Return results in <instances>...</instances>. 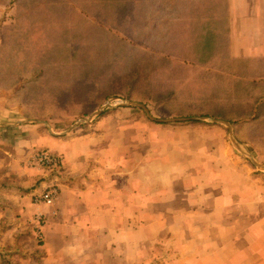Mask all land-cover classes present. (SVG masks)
I'll return each mask as SVG.
<instances>
[{
  "label": "crops",
  "instance_id": "0c3cea01",
  "mask_svg": "<svg viewBox=\"0 0 264 264\" xmlns=\"http://www.w3.org/2000/svg\"><path fill=\"white\" fill-rule=\"evenodd\" d=\"M186 1V12H213L200 16L213 30L180 15L170 35L185 29L229 43L243 69L232 73L264 92V0ZM25 127L0 129V163L25 171L17 158L47 150L63 168L41 171L59 188L53 206L18 200L17 213L47 218L38 264H264V172L237 156L222 130L154 122L130 108L68 136Z\"/></svg>",
  "mask_w": 264,
  "mask_h": 264
},
{
  "label": "rangeland",
  "instance_id": "374dc122",
  "mask_svg": "<svg viewBox=\"0 0 264 264\" xmlns=\"http://www.w3.org/2000/svg\"><path fill=\"white\" fill-rule=\"evenodd\" d=\"M184 2L0 0V123L39 121L12 129L32 127L53 135L49 126L63 134L108 100H129L144 105L157 120L187 119L177 124L222 130L234 153L264 172L235 148L226 126L194 120L230 123L235 140L264 165V92L247 81V74L232 73L242 67L231 60L230 44L206 36L201 43L174 44L186 58L170 55V23L184 14ZM119 108L125 107L109 108L103 115ZM130 109L150 120L141 108ZM42 151L47 150H29L16 159L25 171H12L11 161L0 163V264L29 259L38 264L43 258L46 216L39 233L33 215L17 213L19 199L58 188L41 171L56 176L63 170L62 159L57 168L25 167L28 155Z\"/></svg>",
  "mask_w": 264,
  "mask_h": 264
},
{
  "label": "water",
  "instance_id": "95a60500",
  "mask_svg": "<svg viewBox=\"0 0 264 264\" xmlns=\"http://www.w3.org/2000/svg\"><path fill=\"white\" fill-rule=\"evenodd\" d=\"M118 99H110L107 101L105 105H103L98 111H96L94 114H92L88 118H83L80 119L77 123H75L68 131L64 132L63 135L71 132V130H74L78 127H83L85 125L91 124L94 121H96L99 117H101L104 112L109 109V108H117V107H125V108H141L147 115V117L154 122H160V123H177V122H186L188 121L187 119H172V120H157L147 110V108L139 103L131 102L129 100H121L120 104H115L114 102ZM194 120H199V121H209L215 124H220L223 126H226L229 129V137L230 140L232 141L233 145L237 150H239L244 156L247 157L248 160L258 169V170H264V165L258 164L250 155L249 152L245 151L241 145L235 140L234 136V130L233 127L230 123L222 120H214L210 118H198ZM38 125L41 124L39 121H16V122H8V123H0V129L2 128H11V127H18V126H26V125ZM49 131L51 134L54 135L53 131L51 128L48 126Z\"/></svg>",
  "mask_w": 264,
  "mask_h": 264
},
{
  "label": "built area",
  "instance_id": "2783aa9c",
  "mask_svg": "<svg viewBox=\"0 0 264 264\" xmlns=\"http://www.w3.org/2000/svg\"><path fill=\"white\" fill-rule=\"evenodd\" d=\"M29 160V164L37 168H57L61 163V157L55 154H52L48 151H42L33 155ZM59 198V190L57 187H51L45 191L36 194L33 197V204L35 205H46L53 206ZM34 223H36V229L40 233L45 225V216L44 214L36 213L33 217ZM32 219V220H33Z\"/></svg>",
  "mask_w": 264,
  "mask_h": 264
},
{
  "label": "trees",
  "instance_id": "16d2710c",
  "mask_svg": "<svg viewBox=\"0 0 264 264\" xmlns=\"http://www.w3.org/2000/svg\"><path fill=\"white\" fill-rule=\"evenodd\" d=\"M186 1L184 3H182V5H184L185 7L187 6L186 4ZM191 3V2H190ZM193 5H195L197 2H195L193 0ZM203 6V5H202ZM187 10L185 9V11H183L182 13L184 14H181V18L183 20H186V18H189V20H192V21H189L188 23L189 24H194L195 26H198V27H203L204 30H213V27L211 25V22L208 23V25L204 26V24L200 21L201 19H206L205 17H207V14H210V13H207L205 11H202L201 9H197L195 10L194 12H186ZM189 13V14H187ZM186 15H188V17H186ZM200 16H205V17H200ZM193 17V18H191ZM178 24H180V22H178ZM210 24V25H209ZM194 25H191V26H194ZM178 26H183V25H178ZM215 28V27H214ZM171 29V28H170ZM178 29V28H176ZM183 33L182 34H176V35H173L171 36L170 33L168 32L169 34V39L168 41L170 42V51H171V56L175 57V58H178V59H183V58H186L184 57V55L182 54V52H179V50H176L174 48V44H178V43H185V44H190V43H201V42H204V39L206 37V35H203V36H198V35H194V34H185V29H183ZM208 37H214V39H218L219 37H216V36H211V35H208ZM173 40H177V41H173ZM212 42V41H211ZM185 51H189V48H185ZM104 116V115H103ZM191 124H194V122H191V123H183V125H191ZM6 260H3V263H5Z\"/></svg>",
  "mask_w": 264,
  "mask_h": 264
}]
</instances>
